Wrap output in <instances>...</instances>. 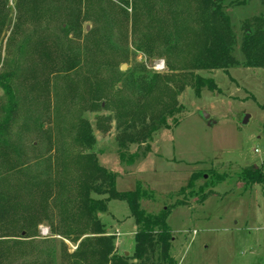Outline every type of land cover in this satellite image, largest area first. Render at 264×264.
I'll return each instance as SVG.
<instances>
[{
    "label": "rangeland",
    "instance_id": "obj_1",
    "mask_svg": "<svg viewBox=\"0 0 264 264\" xmlns=\"http://www.w3.org/2000/svg\"><path fill=\"white\" fill-rule=\"evenodd\" d=\"M46 1L49 7L56 5L54 0ZM150 1L157 14L168 19V39L155 37L137 0H132L134 10L113 1L86 3V23L80 40L74 42V51L80 56L77 68L50 79L49 93L31 105V114L37 119L33 124L22 118L15 126L13 141L21 149L20 160L17 170L1 174L0 180L8 188L23 191L38 211L41 207L35 202L42 200L47 184L54 196L47 200L46 215L34 217L30 223L15 221L1 227L0 241L11 247L13 264H81L75 254L85 236L75 241L67 212H62L69 208L63 205L66 194L77 192L75 185H68L79 172L66 168L64 159L76 153L73 137L80 120L89 123L96 140L90 152L117 175L118 192L135 190L137 184L152 191L153 200L140 202L151 214L176 202L186 204L175 207L167 218L173 236L170 253L176 264H264V185L245 188L236 179L246 168L264 172V69L245 67L239 51L243 22L261 15L263 6L259 0H222L235 36L232 55L237 65L208 71L190 68L197 52L181 34L177 36L172 25L174 20L179 25L186 18L182 15L186 3L179 7L173 0ZM16 2H8L9 26L0 39V74L16 63L25 65L24 41L33 29L48 24L57 34L75 11V0H66L59 21L46 23L50 17L38 21L30 7L18 8ZM176 10L179 13L173 16L171 11ZM187 10L194 14L196 5ZM144 75L171 77V90L164 100L174 96L175 112L165 117L169 128L152 135L150 152L133 159L135 153L142 155L144 146L119 148L123 138L117 124L125 121L119 118L118 106L127 101V110L135 108L143 94L139 81ZM196 78L211 80L214 88L200 86L197 90ZM97 94L104 98L96 100ZM155 95L157 92L147 97L149 104ZM6 102L0 90V118ZM158 109L153 106L152 115L157 118L163 114ZM217 173L226 179L213 187ZM57 184L68 190L62 192ZM201 191L213 195L200 203ZM107 205V212L97 217L106 235L116 238L117 253L131 257L135 237L128 206L117 200Z\"/></svg>",
    "mask_w": 264,
    "mask_h": 264
},
{
    "label": "trees",
    "instance_id": "obj_2",
    "mask_svg": "<svg viewBox=\"0 0 264 264\" xmlns=\"http://www.w3.org/2000/svg\"><path fill=\"white\" fill-rule=\"evenodd\" d=\"M54 1L56 5L49 7L46 5L48 3L46 0H17L16 6L22 9L27 5L33 15L37 16L38 21L42 17H50L46 21L49 23L52 20L59 21L60 9L66 0ZM91 1L75 0L72 3L75 6L74 15L67 24L63 23L59 26L57 34L51 31L48 24H42L33 29L24 41L23 52L27 58L24 62L25 65L16 63L9 72L0 74V90L7 100V109L2 111L3 115L0 118V175L13 173L17 170L21 149L13 141V131L18 121L24 118L25 121L30 120L33 124L37 119L31 114V105L39 102L49 93L50 79L60 75H69L77 68L80 56L76 50L74 51V42L80 40L82 36V27L86 23V3ZM112 1L116 6H131L134 10L135 2L132 0H95V2L103 3ZM137 1L142 4L140 12L143 10L148 16V26L156 31L155 37L168 39L167 17L157 14L156 6L152 1ZM259 1L264 9V0ZM8 2L9 0H0V39L9 26ZM183 2L186 3L187 8L183 10L182 15H185L186 18L180 19L181 23L175 25L179 21L174 20L175 17H173L172 25L174 24L173 28L175 26L177 29V36L180 38L181 34L190 48L197 52L191 61L190 68L210 71L225 70L236 66L237 61L232 55L235 36L232 34L229 18L223 12L222 0H173V3L178 4L179 7L184 4ZM193 4L196 5L197 10L190 15L187 9ZM171 13L175 16L179 12L176 10ZM242 35L239 51L245 57L244 66L264 69V10L258 17H252L243 22ZM22 44L20 45L22 46ZM20 45L17 49L18 54L21 50ZM170 79L171 77L161 75H144L139 81L141 83L140 91L143 94L134 105L135 108L128 107L127 110V101L118 106L119 118L125 121L117 124V128L121 130V138H123L119 143V148L121 151H125L129 146H144L142 155L135 153L133 159L145 157L146 153L150 152L152 135L162 128H169L165 117L166 115L172 117L176 104L174 96L171 98L169 96L166 102L164 100L167 92L171 90L168 87ZM196 83L197 90L200 86L208 87L209 90L214 88L211 80L196 78ZM161 90L162 92L165 90V92L157 97ZM153 92H157V95L153 97L152 104H149L147 97L153 95ZM102 98H104L103 94H97L95 97L96 100ZM151 105L159 107L163 114L158 118L154 117ZM177 123L175 122L174 126ZM26 127L28 128L27 125ZM73 139L76 153L69 154V157L64 159V163L66 168L70 167L79 172V175L68 185L69 187L75 185L77 192L74 196H71L70 193L66 194V201L63 205H68L69 208L65 207L62 212L63 214L65 211L67 212L70 225H72L71 234L75 236V241L80 240L82 235L85 236L75 254L79 262L81 264H176L170 253L173 236L167 218L175 207L186 204L176 202L164 207L158 214L146 213L141 208L140 202L153 200L154 193L139 184L136 185L135 190L130 192L117 191L115 188L117 175L101 166L97 156L90 152L95 146L96 140L88 122L79 121ZM225 177L224 174L213 175L214 179L212 178L211 185L214 187L223 183ZM192 179L193 176L189 183ZM236 179L244 184L245 188L256 184L263 186L264 172L256 168H246L240 171ZM1 180L0 229L15 221L26 224L30 223L34 217L46 215L47 200L54 196L49 184L46 185L42 200L35 202V205L41 207V211H38L33 209L34 204L29 203L26 199L27 195L23 191L15 187V190L8 188ZM57 187L62 192L68 188L58 184ZM203 193L201 191V194H198L200 203L213 195L212 191ZM92 196L103 198L96 200ZM114 200L127 204L130 217L134 221L135 245L131 257L117 254L116 238L106 235L105 228L97 217L98 214L107 212V203ZM12 258L11 247L0 241V264H13Z\"/></svg>",
    "mask_w": 264,
    "mask_h": 264
},
{
    "label": "water",
    "instance_id": "obj_3",
    "mask_svg": "<svg viewBox=\"0 0 264 264\" xmlns=\"http://www.w3.org/2000/svg\"><path fill=\"white\" fill-rule=\"evenodd\" d=\"M122 71H124V67H122ZM204 119H208V116L206 114H203ZM126 257H128V254H125ZM136 262V261H134Z\"/></svg>",
    "mask_w": 264,
    "mask_h": 264
},
{
    "label": "built area",
    "instance_id": "obj_4",
    "mask_svg": "<svg viewBox=\"0 0 264 264\" xmlns=\"http://www.w3.org/2000/svg\"><path fill=\"white\" fill-rule=\"evenodd\" d=\"M42 235H46V232H43V231H42Z\"/></svg>",
    "mask_w": 264,
    "mask_h": 264
},
{
    "label": "crops",
    "instance_id": "obj_5",
    "mask_svg": "<svg viewBox=\"0 0 264 264\" xmlns=\"http://www.w3.org/2000/svg\"><path fill=\"white\" fill-rule=\"evenodd\" d=\"M134 231H135V225H134ZM116 252H117V248H116ZM118 254V253H117Z\"/></svg>",
    "mask_w": 264,
    "mask_h": 264
}]
</instances>
